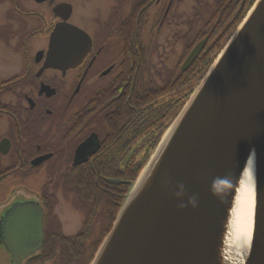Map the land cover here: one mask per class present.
Returning <instances> with one entry per match:
<instances>
[{
    "label": "flooded vegetation",
    "instance_id": "obj_1",
    "mask_svg": "<svg viewBox=\"0 0 264 264\" xmlns=\"http://www.w3.org/2000/svg\"><path fill=\"white\" fill-rule=\"evenodd\" d=\"M254 3L213 2L216 19L228 14L220 36ZM181 5L0 0V189L15 181L0 204V264H58L64 255L70 264H83L85 253L75 251L84 247L77 245L109 234L134 164L193 93L181 87L184 63L199 43L207 39L205 49L209 43L206 35L189 49L195 34L183 50ZM60 25L83 34L73 45L78 60L55 67L48 56ZM68 205L78 213L73 221H82L77 231L65 228ZM96 224L106 227L95 238ZM12 227L17 242L36 245L23 259L4 247Z\"/></svg>",
    "mask_w": 264,
    "mask_h": 264
},
{
    "label": "water",
    "instance_id": "obj_2",
    "mask_svg": "<svg viewBox=\"0 0 264 264\" xmlns=\"http://www.w3.org/2000/svg\"><path fill=\"white\" fill-rule=\"evenodd\" d=\"M80 34L58 26L48 63L77 61ZM238 214L248 225L236 226ZM11 230L4 247L23 259L36 245L17 242ZM90 264H264V0L253 4L163 136Z\"/></svg>",
    "mask_w": 264,
    "mask_h": 264
},
{
    "label": "rangeland",
    "instance_id": "obj_3",
    "mask_svg": "<svg viewBox=\"0 0 264 264\" xmlns=\"http://www.w3.org/2000/svg\"><path fill=\"white\" fill-rule=\"evenodd\" d=\"M215 1L216 0H182V5H181V19H182V21H181V30L182 31H181V33H182V39H183L182 41L184 43L183 50H185L187 48V42H189L190 40L194 39L195 34L198 35L199 33H203L202 29L203 28L208 29V26L215 19V14L214 13L218 9L217 5H213L212 4ZM255 2H256V0H255ZM249 10H250V8H249ZM249 10L246 11L245 15L244 14L241 15V18L239 20H237V22L240 21L243 16H246L247 13L249 12ZM242 21L243 20H241L240 24L242 23ZM239 25H238V27H239ZM226 26H227V23L223 26V28L226 27ZM234 26L235 25H233V27ZM233 27H232V29H233ZM237 28L234 30V32H232L230 35H228V37H227V39H226V41L224 43V46L218 52V54L216 55V58L220 54V52L223 50V48L226 46V44L229 42L230 38L235 33ZM215 59H214V61H215ZM208 70L199 79V81L196 80L194 82L195 83V87L193 88L194 91L197 89V87L199 86L200 82L203 80V78L207 74ZM194 91H193V93H194ZM14 184H15V181L11 180L7 184H5V186L3 188L0 189V204L3 203V201L8 199V196L11 194V192L12 193L14 192V189H15L14 188ZM16 185H18V184L16 183ZM67 208H69V211H68ZM66 210H67V212H66L67 214L65 213L64 221H63L64 225H65V228H68L67 231H69V232L77 231L82 226V221L80 220V218H79V222L77 220H75L76 222L73 221V218H75L78 215V213L76 211H73L72 208L69 207V205H68V207H66ZM98 214L100 215V213H98ZM71 224L73 225L72 227H71ZM105 227H106V225H104L102 230H100V226H97V224H96V227L94 229V232L96 234L95 238L98 237V234H100V233L102 234L105 231ZM93 246H94V243H90V244L88 243L86 245V254H85V257H84L83 264H89L93 254H94ZM59 251H60V248L58 249V253H59ZM59 259H60V261H59L58 264H70L71 263L70 259L68 257H66L65 255L62 256L61 258L59 257Z\"/></svg>",
    "mask_w": 264,
    "mask_h": 264
},
{
    "label": "trees",
    "instance_id": "obj_4",
    "mask_svg": "<svg viewBox=\"0 0 264 264\" xmlns=\"http://www.w3.org/2000/svg\"><path fill=\"white\" fill-rule=\"evenodd\" d=\"M251 5H249V6L251 7ZM249 6L245 10L244 15L246 14V11L249 10ZM227 15L228 14H224V15L221 14V16H219L217 19L215 18L214 19L215 21L213 20V22L208 26V31L205 30L206 28H203L202 29L203 30L202 31L203 33H199L198 34V37H197V40L194 41V43L192 44L191 47H189V49H192L196 45L197 42L203 40L206 35H210V39H209L208 46L204 50V52L201 54V57L198 60V62L196 63V65L192 69H190L189 71H187V72L186 71L185 72L182 71L181 87H182L183 90H185L186 88H188V89L190 88L192 90V92H193V88L195 87L194 80L196 79V80L199 81V79L209 69V67L213 64L214 59L216 58V55L218 54V52L224 46V43H225L228 35H230L232 32H234V30L240 24L241 20L244 19L243 17H245V16H243L240 21H238L237 23H235V26L233 27L232 31L230 30L231 32L229 31L228 33H225L223 36L220 37V35H221L220 34V31H222L223 26L226 23H228L227 22ZM204 32H206V33H204ZM186 103L183 101V105H182L183 108H184V106H185ZM166 128H168V126ZM165 133L166 132H162V133L158 134V136L154 137L155 138L154 141H153L154 143L152 142L148 154L144 157V159L140 163H135L134 164V172H133V175H132L131 185H130L129 188H125V192L126 193L129 192L131 186L137 180L138 176L140 175V173L144 169L145 165L149 161L152 153L154 152V150L156 149V147L160 143V140L163 138V136H164ZM151 138H153V137H151ZM116 218L115 219L113 218L111 222L114 223L115 220H116ZM111 229H112V225L109 227L108 233H110ZM104 239L105 238L102 237L99 240V242H97L96 244H94V246H93V252H94V254H93L90 262L93 260L94 256L96 255V253H97L98 249L100 248L101 244L103 243ZM87 244H88V242H86V241L85 242H80L77 246H81L82 245L84 247V250L81 249L80 252H79V250L78 251H75V252L76 253H79V255H81L83 253L86 254V245ZM62 246L67 247V246H70V244L63 242V245ZM90 262H89V264H90Z\"/></svg>",
    "mask_w": 264,
    "mask_h": 264
},
{
    "label": "bare ground",
    "instance_id": "obj_5",
    "mask_svg": "<svg viewBox=\"0 0 264 264\" xmlns=\"http://www.w3.org/2000/svg\"><path fill=\"white\" fill-rule=\"evenodd\" d=\"M253 181L249 182L248 187H247V191H246V196H245V208H244V212L251 216L252 215V211H253V207H254V202H255V195L253 192ZM241 225H248L246 223H241V216L240 214L237 215V221H236V226L241 228Z\"/></svg>",
    "mask_w": 264,
    "mask_h": 264
}]
</instances>
